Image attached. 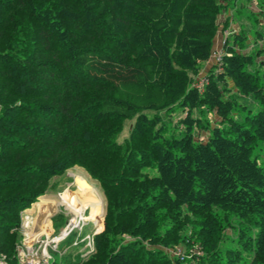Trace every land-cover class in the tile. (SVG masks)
<instances>
[{
	"label": "trees",
	"instance_id": "1",
	"mask_svg": "<svg viewBox=\"0 0 264 264\" xmlns=\"http://www.w3.org/2000/svg\"><path fill=\"white\" fill-rule=\"evenodd\" d=\"M234 1L0 0L8 264L19 263L22 212L45 204L52 179L74 166L101 185L106 227L90 257L51 250L50 264H264V167L254 154L264 142V47L247 52L235 32L200 77ZM249 96L260 111L240 103ZM177 108L185 115L171 136L146 114ZM233 218L237 247L223 249Z\"/></svg>",
	"mask_w": 264,
	"mask_h": 264
},
{
	"label": "rangeland",
	"instance_id": "2",
	"mask_svg": "<svg viewBox=\"0 0 264 264\" xmlns=\"http://www.w3.org/2000/svg\"><path fill=\"white\" fill-rule=\"evenodd\" d=\"M232 8V22L231 20H228V18H226L225 20H223L225 26L227 27L230 24L234 23L238 25V27L240 28V32H243V34H245L248 38L247 52H251L253 50L261 49L262 47H264V0H239V3H234ZM225 31L226 36L231 41L233 29H226ZM211 60L214 63V59L211 58ZM260 61L264 62V54L258 58V63L256 65V67H258L259 70L262 71L263 67L259 64ZM248 68L251 71H254L253 67L249 66ZM240 103L247 105V107H249L250 110H253V112H258L263 108L261 103L254 99L253 96L241 98ZM146 114L149 117H153L154 115L159 114L163 118V122L168 126V131L166 132L167 136H171L173 132L178 131V129L176 128V122L185 115L181 108L175 109V111L172 112L171 115H168L164 111H147ZM244 115L245 113H238L235 114V117L237 120L241 121L244 119ZM133 122L134 119H130L125 122L123 129L117 136V140L119 142L123 141L126 137L129 136L130 128ZM254 154L255 156H257L259 163L264 167V142L259 144V146L255 149ZM78 180L82 186H86L87 188L91 189V191L88 192L87 195L89 199L94 198L95 200H102V217L97 224L92 221L91 211L94 207V203L91 202L86 206V208H84V210L82 208H80L79 210L80 215L78 214V218L81 220V224L78 227L68 229L70 221L72 220V214L66 210L65 200L78 202L83 198V192L80 191L81 189L78 186ZM92 190H95V192H93ZM41 197H49L53 200L61 201V207L57 211L53 212V214L44 221L45 234L35 233L37 226L40 225V221L43 219L41 218L42 215L39 212L30 214L28 212L30 210L28 209L23 211L21 214V228L22 233L25 234L23 237V242L29 239L31 240V242L34 241V243L36 244V238L40 237L42 234H44L46 238L49 237V240H53L57 237L58 240L56 241H58V243L52 244L48 249V252L51 255L50 261L53 260L51 250H60L62 252V255L72 253L73 255H80L82 258L90 257L95 252V235L101 233L106 227H101V223L102 221L103 223H105L107 200L99 182L94 180L84 168L80 166H74L67 172L54 177L51 181V187L49 188L47 193ZM40 198L38 199V201L40 200ZM219 211L220 210H218V212ZM238 224V219L233 218L231 221V226L226 228L225 232L227 239L222 244L223 249L237 247L236 237ZM31 232H33V234H30ZM63 233H65L64 236ZM59 237H61L62 240ZM67 238L73 240L72 243L70 245H65L63 249H61L63 242H65ZM181 253L183 252H173V254H176V256L179 257L182 256Z\"/></svg>",
	"mask_w": 264,
	"mask_h": 264
},
{
	"label": "bare ground",
	"instance_id": "3",
	"mask_svg": "<svg viewBox=\"0 0 264 264\" xmlns=\"http://www.w3.org/2000/svg\"><path fill=\"white\" fill-rule=\"evenodd\" d=\"M78 186L81 189L80 191L83 192V198L78 202H74L71 200H65V202H66L65 208L67 211H69V213L72 214V220L70 221L68 229L78 227L81 224V220L78 218V214L80 215L79 210H80V208H82L84 210V208H86V206L89 205L91 202L94 203V207L91 211L92 221L97 224L99 222L100 218L102 217V212H103V206H102V202H101L102 200L101 201L95 200L94 198L89 199L87 195H88V192L91 191V189L87 188L86 186H82L80 184L79 180H78ZM92 191L95 192V190H92ZM43 198L45 200V204L37 205V206H35V208L33 210L28 211L30 214H34L35 212H39L42 215L41 218H43V219L40 221V225L37 226V229H36V231H38L39 234L44 233V221L50 215H52L53 212L57 211L61 207L60 206L61 201H56V200H53L49 197H43ZM46 201H47V204H46ZM83 206H85V207H83ZM89 208H90V206H89ZM64 235H65V233H63V236ZM59 238H61V237H59ZM56 240H58V238Z\"/></svg>",
	"mask_w": 264,
	"mask_h": 264
},
{
	"label": "built area",
	"instance_id": "4",
	"mask_svg": "<svg viewBox=\"0 0 264 264\" xmlns=\"http://www.w3.org/2000/svg\"><path fill=\"white\" fill-rule=\"evenodd\" d=\"M222 55V52H213L211 58H213L215 64L218 65L221 61ZM202 83L203 82L200 81L198 86L201 87ZM23 235L25 234L23 233ZM37 238L36 244L34 241L31 242V240L28 239L24 242L22 241V244L17 247L18 264H50L51 255L49 254L48 249L52 244L58 243V241H56L57 237L53 240H49V237L46 238V236L42 234ZM0 264H8L5 256L0 255Z\"/></svg>",
	"mask_w": 264,
	"mask_h": 264
},
{
	"label": "crops",
	"instance_id": "5",
	"mask_svg": "<svg viewBox=\"0 0 264 264\" xmlns=\"http://www.w3.org/2000/svg\"><path fill=\"white\" fill-rule=\"evenodd\" d=\"M234 3H239V0H235L232 3V5ZM230 8H232V7H230ZM230 8L226 12H224L222 14V16H221V19H220L221 26H220L219 31L217 32V35L215 36V39H214V47H213L214 49H213V51L223 52L224 43H225V41L228 38L226 36V31H225L226 29L227 30L233 29V33L234 32H240V28L234 22H233L234 24H230L227 27L225 26V23H224L223 20H225L226 18H228V20H231V22H232L231 10L233 11V8L232 9H230ZM214 64H215V62L213 63L212 60H210L209 62H207V64L205 65V68H204L203 72L201 73L200 77L205 76L207 74L208 70L210 69V67L213 66ZM35 233H38V231H36ZM30 234H33V232H31Z\"/></svg>",
	"mask_w": 264,
	"mask_h": 264
}]
</instances>
